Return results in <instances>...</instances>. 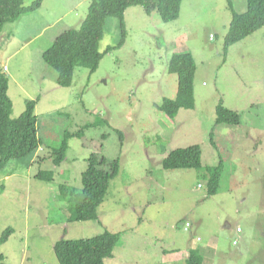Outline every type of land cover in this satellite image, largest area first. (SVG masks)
Returning a JSON list of instances; mask_svg holds the SVG:
<instances>
[{
	"label": "rangeland",
	"instance_id": "374dc122",
	"mask_svg": "<svg viewBox=\"0 0 264 264\" xmlns=\"http://www.w3.org/2000/svg\"><path fill=\"white\" fill-rule=\"evenodd\" d=\"M90 2L45 0L40 9L6 23L0 65L6 62L4 70L13 75V117L24 112L27 100L39 99L44 153L60 145L66 130L94 125L82 138L70 139L60 166L50 159L35 165L33 156L12 160L0 172V237L15 229L0 254L7 264H60L56 241L110 229L123 231L114 264H186L181 257L192 243L205 264H264V28L226 52L232 20L227 0H184L180 17L171 22L131 6L125 13V44L106 52L122 37L119 19L110 17L99 68L78 66L72 84L64 87L43 53L64 31L81 26ZM233 3L236 11H246L247 0ZM177 50L191 51L198 69L194 107L181 108L171 119L160 105L177 95L178 76L168 71ZM220 100L240 113V125L216 123ZM193 144L201 145V168L163 167L173 149ZM92 152L109 163L119 158L120 172L99 218L71 222L69 199L83 188ZM221 158L220 187L209 195L206 167ZM40 166L54 169L53 181L35 178ZM140 217L145 221L137 230ZM164 248L182 251L175 263L164 260Z\"/></svg>",
	"mask_w": 264,
	"mask_h": 264
},
{
	"label": "trees",
	"instance_id": "16d2710c",
	"mask_svg": "<svg viewBox=\"0 0 264 264\" xmlns=\"http://www.w3.org/2000/svg\"><path fill=\"white\" fill-rule=\"evenodd\" d=\"M45 0H34L26 5V0H0V53L4 48L3 41L6 23L14 22L23 14L36 11ZM184 0H91L88 15L79 28H71L57 37L54 44L44 51L45 62L57 71V83L70 86L74 80L78 66L88 67L95 72L104 57L100 46L106 31V23L110 17L119 19L122 37L115 46H109L106 52L121 48L127 37L125 13L131 6H142L147 14L158 12L164 22L175 21L180 17ZM232 10V20L225 36L224 50L246 39L264 28V0H247V9L238 12L233 0H227ZM4 32V33H3ZM10 36V35H9ZM198 64L194 54L189 50H177L168 62V71L178 76L177 95L175 98H164L161 111L171 119L175 118L181 108H193L195 99V76ZM39 100V99H38ZM38 100L26 101V109L17 118L13 117L14 103L10 95V77L0 65V172L15 159L35 157L34 164L42 165L47 159L54 166H60L67 157L70 139L82 138L85 131L93 126L87 123L76 131L66 130L60 145L51 153L41 149L43 140L39 133L36 106ZM241 115L237 110L227 107L220 100L216 107V123L232 126L240 125ZM122 136V132L119 131ZM211 134V142L217 147ZM106 137V134H104ZM202 148L200 144L173 149L163 160L165 169H182L202 167ZM38 158V160H37ZM106 156L92 152L88 158V167L82 173L81 192L73 191L70 197L72 215L69 221H90L99 218L98 210L104 202L111 187V181L120 172V159L110 163ZM37 163V164H36ZM41 168L35 174L36 179L51 182L55 178L54 169ZM209 177V195L218 193L224 164L222 158L218 165L206 167ZM65 185H61L64 192ZM190 224V222H187ZM186 223V224H187ZM191 226V225H190ZM189 226V227H190ZM189 229V228H188ZM15 232L13 227L7 228L0 237V247ZM123 231L105 229L91 238H61L54 244V250L60 264H107L106 260L113 256L116 247L122 243ZM241 232V231H238ZM192 243L189 247L186 264H205L198 248ZM177 249V248H176ZM180 250V249H179ZM6 257L0 254V264H7Z\"/></svg>",
	"mask_w": 264,
	"mask_h": 264
},
{
	"label": "crops",
	"instance_id": "0c3cea01",
	"mask_svg": "<svg viewBox=\"0 0 264 264\" xmlns=\"http://www.w3.org/2000/svg\"><path fill=\"white\" fill-rule=\"evenodd\" d=\"M259 31V30H258ZM257 31V32H258ZM237 44V43H236ZM235 45V44H234ZM232 47V46H231ZM230 47V48H231ZM4 49V48H3ZM2 49V50H3ZM2 52V51H1ZM0 55H1V53H0ZM4 65H6V62H4V61H2L1 62V66H4ZM9 67V66H8ZM9 70H10V68H9ZM9 77H10V82H11V79L13 78V75L10 73L9 74ZM138 224H137V226H136V228H137V230L139 229V226L141 225V224H143L144 223V221H145V219H143V217H140L138 220ZM193 244H195V243H193ZM135 247H136V249L138 250V243H135ZM135 249V250H136ZM116 250V249H115ZM115 250H114V254H113V256L112 257H110V258H112V261H111V264H114V258H115ZM164 250L165 251H162V253H165V255H164V260L165 261H167L168 263L169 262H173V263H175L176 262V260H177V258H175V257H177L175 254H176V252H182L181 250H179V249H176V248H173V249H168V248H164ZM185 257H187L186 255H185V253H183V257H181V260H183V259H185ZM110 258H108V259H110ZM108 259L106 260V262H108ZM119 259H122V257L121 258H119ZM116 264H117V262H116ZM126 264H132L131 262H127Z\"/></svg>",
	"mask_w": 264,
	"mask_h": 264
},
{
	"label": "clouds",
	"instance_id": "9594fccd",
	"mask_svg": "<svg viewBox=\"0 0 264 264\" xmlns=\"http://www.w3.org/2000/svg\"><path fill=\"white\" fill-rule=\"evenodd\" d=\"M188 224V223H187Z\"/></svg>",
	"mask_w": 264,
	"mask_h": 264
}]
</instances>
